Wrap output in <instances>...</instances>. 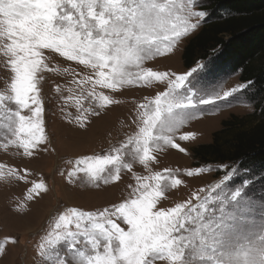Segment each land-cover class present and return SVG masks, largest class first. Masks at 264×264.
Segmentation results:
<instances>
[{"label":"rangeland","instance_id":"374dc122","mask_svg":"<svg viewBox=\"0 0 264 264\" xmlns=\"http://www.w3.org/2000/svg\"><path fill=\"white\" fill-rule=\"evenodd\" d=\"M176 2L187 4V0ZM200 10L203 9H193ZM206 12L198 29L170 47L171 42L165 41L161 35L157 41L159 53L134 60L122 68L123 76L115 77L117 83L113 88L96 84L100 69L69 61L53 50H43L48 67L38 73L37 92L31 94L41 102L39 117L34 114L37 105L31 100L27 109L14 103L11 84L15 74L8 64L9 58L4 55L5 44L10 41L0 38V95L6 97L0 104V173H8L11 169L24 176L23 180L15 177L0 179V264H55L56 253L70 255L75 253L76 248L86 254L91 253V244H85L84 237H78L80 243L70 252L67 251L68 242L63 237L60 241L49 243L55 241L57 233L63 232V229L55 227L59 217L72 208L99 213L136 198L139 195L137 188L142 183L155 185L157 172L166 177L161 181L165 189L164 195L158 198V209L167 210L189 201V207H194L201 203V199L213 197L207 206L215 210L216 216L220 215L219 210L223 208L226 218L233 225V240L227 250L232 258L242 261L245 252L262 244L263 176L257 174L255 168H243L239 163H193V147L211 142L213 132L221 128L224 119L232 114H250L257 104L264 107L263 90L256 89L252 82L241 81L239 73L214 68L213 61H199L191 68L183 65V48L209 19L210 12ZM192 22H195V17ZM193 69L197 71L176 91L182 96L192 95L197 107L176 110L183 121L173 132L166 133L172 135L174 142L186 151L180 152L161 141L159 147L152 145L151 154L156 159L145 166L140 161L141 154L136 152V141L142 136L140 129L146 126L144 122L148 119L145 113L151 114L156 97L173 87L172 81L176 76L187 74ZM147 70L166 72L169 76L163 80H141L139 77ZM103 71L109 74V79L112 78L111 65ZM224 92L232 94L224 97ZM100 93L108 96L111 102H105ZM217 95L220 98L212 103L199 104L200 99ZM9 96L12 99H7ZM5 105L13 111L7 112ZM15 111L29 117L27 123L39 122L44 130L43 133L37 132L44 140L30 149L32 156H27L22 147L13 144L5 148L6 143L16 139L12 134L14 130L18 131L19 125ZM94 112L99 115H94ZM188 133L192 134L189 139H180ZM157 134L153 130V135ZM30 138L27 133L19 134V140ZM106 155L120 157L118 181L114 179L117 165L105 166L97 177L88 171L89 166L96 163L90 157ZM126 164L132 165L130 171L124 167ZM222 165L238 170L236 179L227 187L215 189L217 183L224 184L223 173L217 170ZM201 167L205 169L204 172L191 177L187 175L188 170ZM165 169L171 172H165ZM137 177L146 179L138 180ZM167 177L178 178L182 183L173 188L171 178ZM244 180L250 183L241 189V197L233 200V189ZM40 183L44 188L37 193L35 185ZM98 219L104 222L103 218ZM87 226L91 230V224ZM69 230L76 231L74 224L69 226ZM207 251L210 253L211 249ZM219 251L223 249L218 248ZM74 258L79 259L78 256ZM157 264L174 262L168 259L157 261Z\"/></svg>","mask_w":264,"mask_h":264},{"label":"snow or ice","instance_id":"6c2138e0","mask_svg":"<svg viewBox=\"0 0 264 264\" xmlns=\"http://www.w3.org/2000/svg\"><path fill=\"white\" fill-rule=\"evenodd\" d=\"M202 7V0H187V4H177L176 0H0V38L10 41L5 44L4 55L9 58L8 64L15 74L11 84L15 105L27 109L31 100L37 105L35 116H40L41 102L31 94L37 92L38 73L48 67L43 50H53L69 61L100 69L96 84L113 88L117 83L115 77L123 76L122 68L134 60L159 53L157 41L161 35L165 41L171 42L170 47L198 29L207 12L193 9ZM193 17L195 22H192ZM109 65L112 67L111 79L103 71ZM195 71L197 69L176 76L172 81L173 87L156 97L151 114L145 113L148 116L144 122L146 126L140 129L142 136L136 141V152L141 154L140 161L145 166L156 159L151 154L152 145L159 147L161 141L180 152L186 151L174 142L172 135L166 133L173 132L183 121L176 110L197 107L192 95L182 96L176 91L184 86ZM168 76L166 72L147 70L139 78L144 81L150 78L163 80ZM231 94L224 92L223 96ZM99 95L105 102H111L103 93ZM219 98L218 95L202 98L199 104L206 105ZM5 99V96L0 95V104ZM4 107L7 112L13 111L7 105ZM93 114L99 115L98 112ZM14 115L19 119L18 131L12 133L16 139L6 143L5 148L13 144L22 147L27 156H32L30 149L44 140L37 132L43 133L44 130L39 122L27 123L30 118L20 111H15ZM153 130L158 134L154 136ZM20 133H27L31 138L19 140ZM191 135L185 134L180 139L187 140ZM89 159L96 161L88 168L93 177L103 172L105 166L117 165L114 179H120L119 156L106 155ZM124 167L129 171L132 169L131 164ZM217 170L223 173L224 184L217 183L215 189L227 187L236 179L238 170L223 165ZM204 171L202 167L196 168L188 170L187 175L191 177ZM165 172L170 173L171 170L165 169ZM13 177L24 179L22 174L18 175L11 169L8 173H0V179ZM167 178H171L173 188L182 183L178 178ZM154 179L155 185L142 183L137 188L139 195L136 198L113 205L102 212L72 208L61 215L55 227L63 229V232L57 233L55 241L49 243L60 241L63 237L68 242L67 251L70 252L80 243L78 237H84L85 244L90 243L92 251L86 254L76 248L75 253L70 255L56 253L55 264H157V261L168 259L174 264H264V237L259 247L244 253L242 261L231 257L227 250L233 240V225L226 218L223 208L219 210L220 215L216 216L215 210L207 206L213 197H198L201 203L194 207H189V201L178 203L167 210L158 209V198L164 195L165 189L161 181L166 177L157 172ZM249 183V180H244L235 187L232 199L241 197V189ZM43 188L42 183L35 185L37 193ZM98 217L103 218L104 222H100ZM88 223L91 224V230ZM73 224L76 231L69 230ZM209 248L210 253L207 251ZM218 248L223 251L218 252ZM77 256L79 259L74 258Z\"/></svg>","mask_w":264,"mask_h":264},{"label":"trees","instance_id":"16d2710c","mask_svg":"<svg viewBox=\"0 0 264 264\" xmlns=\"http://www.w3.org/2000/svg\"><path fill=\"white\" fill-rule=\"evenodd\" d=\"M210 17L185 44L183 65L199 61L239 73L264 92V0H202ZM213 68V69H214ZM194 165L239 163L264 179V107L247 115L232 114L213 132L212 141L192 149Z\"/></svg>","mask_w":264,"mask_h":264}]
</instances>
